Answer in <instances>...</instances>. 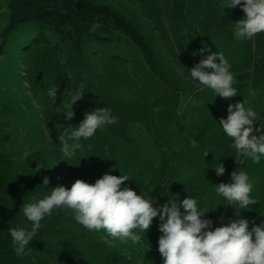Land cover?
Wrapping results in <instances>:
<instances>
[{
    "label": "rangeland",
    "instance_id": "374dc122",
    "mask_svg": "<svg viewBox=\"0 0 264 264\" xmlns=\"http://www.w3.org/2000/svg\"><path fill=\"white\" fill-rule=\"evenodd\" d=\"M88 1L131 30L105 26L111 34L103 37L109 39L80 40L21 24L6 35L10 11L8 0H0V264H163L159 217L139 244H109L104 230L85 229L66 208L45 217L28 255H16L9 229H30L25 204L58 185L70 188L77 179L92 184L105 173L127 175L121 187L148 193L154 206L196 199L212 229L237 216L248 220L249 230L259 225L264 157L255 164L240 155L219 120L227 118L229 104L248 101L246 107L257 112L255 127L264 126V33L236 39L231 24L245 14L239 6L223 8L226 0ZM216 51L231 65L235 97L215 96L191 78L189 69ZM54 86L55 100L48 96ZM77 91L84 96L71 106L75 115L69 120L66 105ZM101 107L118 122L82 138L72 159L63 157L57 137L64 127L77 126L86 112ZM218 163L225 167L222 176L214 170ZM237 169L254 182L257 203L249 209L225 205L215 191L219 183H231ZM45 176L47 187L41 185Z\"/></svg>",
    "mask_w": 264,
    "mask_h": 264
},
{
    "label": "clouds",
    "instance_id": "9594fccd",
    "mask_svg": "<svg viewBox=\"0 0 264 264\" xmlns=\"http://www.w3.org/2000/svg\"><path fill=\"white\" fill-rule=\"evenodd\" d=\"M237 6L245 15L231 24L235 38L252 39L264 33V0H226L223 8ZM99 27V24H93L91 30ZM230 68L224 54L216 51L189 70L193 80L211 89L215 96L228 99L237 96V89L233 87L237 81ZM57 92L58 88L54 86L48 90V96L55 100ZM251 95L255 96V92ZM83 96L79 91L71 95L64 113L66 119L74 117L71 106ZM246 104L248 101L229 104L227 118H221L219 125L223 133L233 140L232 146L240 155L259 164L264 157V126L255 127L257 112ZM117 122L107 107L86 112L77 126L64 127L63 133L57 137L63 157L72 159L82 148L79 143L82 138L90 139L97 129ZM214 170L217 176L225 173V167L220 163ZM230 177L231 183L221 182L215 186V191L227 202L225 205L249 209L256 204V199L251 196L254 182L247 171L234 170ZM129 179L127 175L108 173L92 184L77 179L70 188L58 185L51 188L50 195L25 204L23 214L30 222V229H9L16 255H28L26 248L42 228L41 222L45 217H50L56 209L66 208L74 213L75 221L85 229L104 230L106 237L112 238L105 239L109 244L116 239L122 243L131 241L134 245L139 244L153 219L159 217L161 223L158 230L162 235L158 238L157 250L163 264H264V221L259 225L253 224L249 230L248 220L236 215L238 218L212 229L213 222L203 218L206 212L198 207L196 199L186 197L178 205L175 198L161 206H154L156 200L148 193L138 195L130 187H121ZM49 182L50 178L45 176L41 185L47 187ZM136 229L139 232L134 231Z\"/></svg>",
    "mask_w": 264,
    "mask_h": 264
},
{
    "label": "trees",
    "instance_id": "16d2710c",
    "mask_svg": "<svg viewBox=\"0 0 264 264\" xmlns=\"http://www.w3.org/2000/svg\"><path fill=\"white\" fill-rule=\"evenodd\" d=\"M7 7L10 11V21L5 28L6 35L21 24H35L39 32L62 35L69 32L80 40L93 36L97 39H109V36L103 37L111 34L105 26L119 27L125 32L131 30L123 20L88 0H8ZM93 24H99L100 27L92 31ZM130 37L142 46L134 32Z\"/></svg>",
    "mask_w": 264,
    "mask_h": 264
}]
</instances>
